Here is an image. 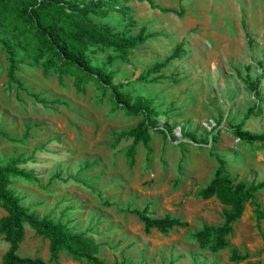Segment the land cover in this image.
Returning <instances> with one entry per match:
<instances>
[{"label": "rangeland", "instance_id": "obj_1", "mask_svg": "<svg viewBox=\"0 0 264 264\" xmlns=\"http://www.w3.org/2000/svg\"><path fill=\"white\" fill-rule=\"evenodd\" d=\"M153 1L173 13L132 2L133 24L115 15L108 20L121 32L137 35L145 28L154 35L132 52L130 63H114V85L146 75L182 45L181 56L150 77L158 78L157 84L128 89L156 100L159 112L167 114L156 125L173 140L152 130L149 147L140 143L131 165L127 150L133 141L118 139L141 118L119 110L111 92L94 82L79 93L73 78L46 77L35 63L21 66L22 87L9 83L7 55L0 47V168L22 162L18 170L32 177L12 179L10 189L23 207L91 239L108 264H235L234 250L250 256L240 264H264V220L251 206L220 254L203 252L193 238L206 225L224 223L220 202L198 197L219 169L218 158L232 178L264 183V151L234 134L260 99L262 114L252 116L244 131L264 133V79L260 98L248 87L264 72V0ZM106 61L107 56L93 58L97 67ZM257 202L264 208V190ZM146 208L156 218L170 216L189 226L148 234L130 212ZM5 215L0 209V219ZM26 229L22 257L81 264L66 254L51 262L49 241ZM8 248L0 235V264Z\"/></svg>", "mask_w": 264, "mask_h": 264}, {"label": "trees", "instance_id": "obj_2", "mask_svg": "<svg viewBox=\"0 0 264 264\" xmlns=\"http://www.w3.org/2000/svg\"><path fill=\"white\" fill-rule=\"evenodd\" d=\"M132 2H147L153 9L163 13H173L161 8L153 0H0V47L7 55L8 80L11 84L23 86L17 80L21 66L38 64L44 75L56 74L60 81L73 78L79 93L94 82L104 93L111 92L116 107L130 117L141 118L136 128L119 136L118 141H133L127 150L131 165L135 164L137 147L142 143L149 147L151 131L157 130L169 135L167 130H160L156 120L167 115L156 107L154 98L135 96L128 91L134 84H157L158 78H150L161 73L169 63L181 56L182 45L174 55L164 63L157 64L146 75L136 80L114 85L118 72L113 69L116 61L130 63L132 52L145 45L154 35L146 34L143 28L137 35L121 32L118 27L108 23L111 16L125 18L133 24ZM4 33V34H2ZM6 35V36H4ZM107 56L104 66L97 67L93 58ZM263 74L248 87L257 98L261 97L260 85ZM256 104L248 110L242 124L234 134L241 142L264 151V133L250 134L244 131V124L252 116H260L262 108ZM210 135V133H209ZM171 140H173L170 137ZM152 154V150H149ZM150 154V155H151ZM220 167L210 184L198 193L202 200L217 199L224 207V223L219 226H205L193 238L203 252L220 254L229 248L230 237L234 236V226L251 206L259 221L264 220V208L257 202V195L264 190V183H248L230 176L227 163L218 158ZM20 161H13L5 168H0V209L6 215L0 219V235L9 245L2 257L1 264H50L41 258H25L19 254L21 245L26 240L27 227L50 243L51 262H58L66 254L81 264H108L100 256V248L85 235L70 234L65 225L55 223L49 218H39L24 208L21 200L11 191L12 179H30L32 176L18 170ZM145 227L146 233L153 230L167 235L176 228L185 229L187 222L166 216L156 218L149 208L143 211L130 210ZM249 255L232 252L230 261L240 264L247 261ZM114 264H128L116 261ZM251 264H262L255 262Z\"/></svg>", "mask_w": 264, "mask_h": 264}]
</instances>
